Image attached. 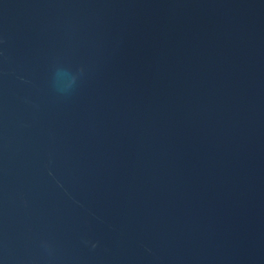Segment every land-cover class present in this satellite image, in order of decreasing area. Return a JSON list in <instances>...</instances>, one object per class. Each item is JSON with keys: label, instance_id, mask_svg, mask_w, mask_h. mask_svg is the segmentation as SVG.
Returning a JSON list of instances; mask_svg holds the SVG:
<instances>
[{"label": "water", "instance_id": "water-1", "mask_svg": "<svg viewBox=\"0 0 264 264\" xmlns=\"http://www.w3.org/2000/svg\"><path fill=\"white\" fill-rule=\"evenodd\" d=\"M0 264H264V0H0Z\"/></svg>", "mask_w": 264, "mask_h": 264}]
</instances>
